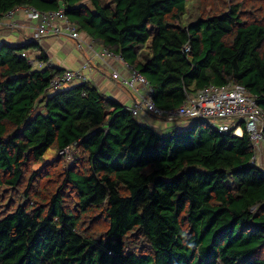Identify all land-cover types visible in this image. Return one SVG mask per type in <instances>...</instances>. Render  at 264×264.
I'll list each match as a JSON object with an SVG mask.
<instances>
[{"label":"trees","instance_id":"trees-1","mask_svg":"<svg viewBox=\"0 0 264 264\" xmlns=\"http://www.w3.org/2000/svg\"><path fill=\"white\" fill-rule=\"evenodd\" d=\"M193 1L0 0V17L62 8L82 39L144 77L159 109L231 82L264 114V0ZM23 40L0 43V194L20 188L30 165L28 182L46 177L48 153L74 144L79 157L55 191H22L0 214V264H264V170L245 134L200 121L156 133L86 83L46 93L61 71L32 70L20 54L39 47ZM90 211L105 218L103 234L77 230Z\"/></svg>","mask_w":264,"mask_h":264},{"label":"built area","instance_id":"built-area-1","mask_svg":"<svg viewBox=\"0 0 264 264\" xmlns=\"http://www.w3.org/2000/svg\"><path fill=\"white\" fill-rule=\"evenodd\" d=\"M26 20L34 22L31 28L32 37L42 39L46 37H62L74 43V49L81 55V63L77 69H63L61 74L52 78L47 86L46 93L56 91L62 87L71 88L77 83L86 82L85 73L91 70H99L97 64L109 70L110 79L135 96L132 106L129 108L131 116H138L140 113L151 118L165 120L167 122H179V124L190 121H201L209 125L215 132L226 134L232 137L241 138L245 134L252 147L250 157L251 164H257L262 155L261 146L264 145V114L256 106L254 100L248 95L246 89L236 83H226L223 86L209 84L196 91L184 93L183 102L175 109L163 110L154 106L152 102L153 89L147 81L132 67L124 64L118 56L106 49H97L91 40H84L76 31L75 25L67 20L63 9L41 12L31 6H17L7 11L0 18V29L17 31L24 26L14 22L18 15ZM84 49L90 54L87 56ZM183 53L188 51L186 45L182 48ZM21 57L36 69L51 67L49 61H40L39 58H28L24 53ZM120 62L127 72L125 77L114 70L110 64ZM219 120V124L215 121ZM69 150H72L70 157ZM74 151V144L67 146L58 152L71 161Z\"/></svg>","mask_w":264,"mask_h":264},{"label":"crops","instance_id":"crops-1","mask_svg":"<svg viewBox=\"0 0 264 264\" xmlns=\"http://www.w3.org/2000/svg\"><path fill=\"white\" fill-rule=\"evenodd\" d=\"M14 22L24 26V28L13 32L10 30L6 31L7 29H0V43L17 44V41L19 39L23 40L22 37H25L26 32H28L29 30L31 31V28L34 25L33 21H27L21 15L15 17ZM36 41L39 50L38 52L36 51L34 55L37 57L38 53L42 52L43 54H45V56H47L48 61L60 71H62L63 69L75 70L80 65L81 55L73 49V42L62 37H46L37 39ZM63 41L67 42L70 47L60 46L59 43ZM143 54L144 53L140 52L139 59L144 56ZM110 64L112 68L120 74V76L125 77L127 75V72L123 69L120 63H113L110 61ZM102 67L99 66V70H91L90 72L85 73L86 84L95 88L101 95L105 96L106 98L112 99L120 107L129 108L135 96L114 83L108 76V70L105 67ZM138 118L142 124H145L152 128L157 127V130L164 132L163 134H169L170 132H172V129H176L174 127L176 126V124H178L162 123L159 127H153L151 117L147 115H140ZM260 157H263V155H260Z\"/></svg>","mask_w":264,"mask_h":264},{"label":"rangeland","instance_id":"rangeland-1","mask_svg":"<svg viewBox=\"0 0 264 264\" xmlns=\"http://www.w3.org/2000/svg\"><path fill=\"white\" fill-rule=\"evenodd\" d=\"M194 4H199L198 0L193 1ZM206 12L210 11V7H206L205 8ZM21 15V14H20ZM198 14H196L197 16ZM193 13L187 9L185 16H184V21H191L194 19L195 15L193 16ZM27 20V19H26ZM30 21V20H27ZM31 23V22H29ZM27 37L30 39H33L36 41L35 38L32 37V32L29 30L28 32H26L25 38ZM29 41H25V40H18L17 41V45L16 47H22L24 45H27ZM60 46L62 47H70L67 42H61L59 43ZM76 51V50H75ZM22 52L26 55V57H30L33 58L35 55L34 53L36 51H34L32 48L30 47H26L25 49L22 50ZM84 52L87 56H89L90 54L84 49ZM146 52H148V47L146 49ZM143 53V52H142ZM100 64H97V67H99ZM104 68V66L102 67ZM107 69V68H106ZM108 70V69H107ZM109 72V70H108ZM162 123L168 124L169 122L166 121H159L156 119L152 118V126H160ZM220 121L216 120L215 124H219ZM173 131V130H172ZM262 149V155L263 157H260V160H258L257 164L258 167L261 170H264V145L261 146ZM73 158L78 159L79 157V153L78 151L74 148L73 151ZM69 154L70 157L72 155V150H69ZM56 157H58V159H56ZM44 160H46V162H48V166L45 167L40 174L43 173H47L46 177H41L38 180H31V182H28V176L30 175V173H32L33 171H35L36 169H38V164H33L30 165L29 169L25 170V178L23 183L21 184V187L18 189H15L13 191L4 193L2 195V193L0 194V214L4 213V211L11 206V203H21V195H22V191H27V194H29L30 196H34L36 193V190H41L42 195L45 194H49L53 191H55L59 180H60V175L62 174L63 170L67 167H69L72 163V161L69 163L65 162L62 158H59V155L56 154L55 152H52L50 155L49 153L47 155H45ZM47 179V180H46ZM228 185H231L230 182H228ZM106 229V222H105V218L99 214L97 211H90L88 213H86L82 219L79 221L78 224V231L81 234L87 235V236H98L104 233Z\"/></svg>","mask_w":264,"mask_h":264},{"label":"clouds","instance_id":"clouds-1","mask_svg":"<svg viewBox=\"0 0 264 264\" xmlns=\"http://www.w3.org/2000/svg\"><path fill=\"white\" fill-rule=\"evenodd\" d=\"M24 6H27V5H24ZM34 8V7H33ZM62 9V8H61ZM37 10V9H36ZM39 11V10H38ZM41 12H44V11H41ZM1 18V17H0ZM19 29H17V31H18ZM6 31H9V30H6ZM13 32V31H12ZM22 39H27V38H25V37H22ZM28 39H30V38H28ZM26 56V55H25ZM34 58H36V59H38L36 56H34ZM119 58V57H118ZM120 59V58H119ZM121 60V59H120ZM122 61V60H121ZM113 62V61H112ZM123 62V61H122ZM113 63H120V62H113ZM124 63V62H123ZM125 64V63H124ZM120 65H121V63H120ZM53 66V65H52ZM122 66V65H121ZM31 67V66H30ZM31 69L32 70H38V69H36V68H33V67H31ZM135 70V69H134ZM110 73V72H109ZM109 73H108V76H109ZM140 74V73H139ZM141 75V74H140ZM142 76V75H141ZM143 77V76H142ZM110 78V77H109ZM144 78V77H143ZM86 83V82H85ZM84 83V84H85ZM148 83V82H147ZM77 84H81V83H77ZM76 85V84H75ZM73 87V86H72ZM121 87V86H120ZM62 88H66V87H62ZM61 88V89H62ZM123 88V87H122ZM125 89V88H124ZM60 90V89H59ZM126 91H128L127 89H125ZM129 93H130V91H128ZM187 93H190V92H187ZM132 104H133V102L131 103V106H132ZM130 106V107H131ZM129 107V108H130ZM124 108V107H123ZM129 108H124V109H126V110H128L129 111ZM130 113V112H129ZM140 115H146V114H142V113H140L138 116H136V117H139ZM148 116V115H147ZM154 119V118H153ZM156 120H159V119H156ZM159 121H165V120H159ZM167 122V121H166ZM191 122H193V121H190V122H188V123H183V124H179V122H169L170 124L171 123H178V124H176V126L174 127V128H176V129H172L173 131H176V130H178V129H181V128H184L186 125H188V124H190ZM201 122V121H200ZM150 127V126H149ZM154 127V126H153ZM159 127V126H158ZM152 130H154L156 133H164L163 131H159V130H157V127H154V128H152V127H150ZM172 131V132H173ZM243 135V134H242ZM60 152V151H59ZM57 154H58V152H57ZM59 155V154H58ZM59 156H61V155H59ZM63 157V156H62ZM64 158V157H63ZM64 161H65V158H64ZM72 161V160H71ZM71 161H69V163L71 162ZM65 162H67V161H65ZM254 165H258V164H254Z\"/></svg>","mask_w":264,"mask_h":264}]
</instances>
